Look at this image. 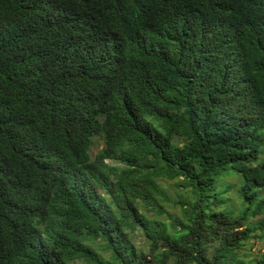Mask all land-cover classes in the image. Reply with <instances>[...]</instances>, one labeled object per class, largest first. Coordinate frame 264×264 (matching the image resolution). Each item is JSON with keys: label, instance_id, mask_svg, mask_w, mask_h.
I'll use <instances>...</instances> for the list:
<instances>
[{"label": "trees", "instance_id": "1", "mask_svg": "<svg viewBox=\"0 0 264 264\" xmlns=\"http://www.w3.org/2000/svg\"><path fill=\"white\" fill-rule=\"evenodd\" d=\"M263 147L264 0H0V264H264Z\"/></svg>", "mask_w": 264, "mask_h": 264}, {"label": "rangeland", "instance_id": "2", "mask_svg": "<svg viewBox=\"0 0 264 264\" xmlns=\"http://www.w3.org/2000/svg\"><path fill=\"white\" fill-rule=\"evenodd\" d=\"M103 148V141L100 138H95L93 140V145L91 148V155H95ZM261 160L264 161V147L261 152ZM159 186L164 191L170 202L161 203L162 212H150L147 211L144 213V216L148 220H154L161 222L165 225L166 232L173 235L175 231L178 230L176 226L177 223H187L189 221V212L186 210V207L181 205L180 201L186 200L190 195L188 191H180L177 187V180H166L161 179L158 181ZM222 185L230 184L233 187L224 194V199L226 203L221 208H229L232 210V215L236 216L237 212L241 208V204L237 198L236 187H237V178L236 177H227L224 181L221 182ZM220 186V184H219ZM188 193V194H187ZM258 235L259 231H256ZM131 241L134 246L142 251L147 250L148 244L144 236L140 231H137L132 234ZM247 248L250 251H245L250 257L253 255H260L264 253V238L261 239H251L247 245ZM80 264V263H79Z\"/></svg>", "mask_w": 264, "mask_h": 264}]
</instances>
